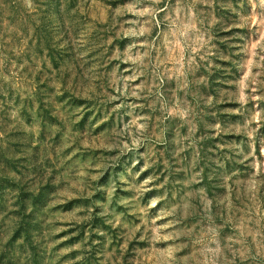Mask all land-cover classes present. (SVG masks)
<instances>
[{
  "label": "rangeland",
  "instance_id": "1",
  "mask_svg": "<svg viewBox=\"0 0 264 264\" xmlns=\"http://www.w3.org/2000/svg\"><path fill=\"white\" fill-rule=\"evenodd\" d=\"M0 264H264V0H0Z\"/></svg>",
  "mask_w": 264,
  "mask_h": 264
}]
</instances>
